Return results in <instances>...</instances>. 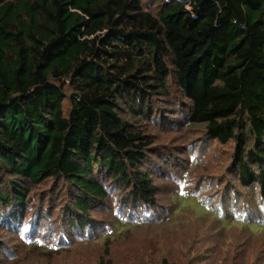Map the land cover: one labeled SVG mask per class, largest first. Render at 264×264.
<instances>
[{"label": "trees", "instance_id": "obj_1", "mask_svg": "<svg viewBox=\"0 0 264 264\" xmlns=\"http://www.w3.org/2000/svg\"><path fill=\"white\" fill-rule=\"evenodd\" d=\"M182 123L228 146V177L264 200V0H0V229L36 192L67 198L82 229L106 181L126 209L154 206L150 134ZM239 200L198 214L256 233Z\"/></svg>", "mask_w": 264, "mask_h": 264}, {"label": "rangeland", "instance_id": "obj_2", "mask_svg": "<svg viewBox=\"0 0 264 264\" xmlns=\"http://www.w3.org/2000/svg\"><path fill=\"white\" fill-rule=\"evenodd\" d=\"M154 128L146 166L156 187L154 206L133 202L126 209L128 190L106 181L113 193L93 207L87 226L72 229L65 220L67 198L42 205L36 192L20 219L11 221L18 225L1 227L0 264H158L162 258L171 264H264V223L253 221L264 222V200L228 177L229 147L206 141L204 132L185 123ZM233 193L242 204L234 218L251 221L256 233L240 224L222 228L212 216L198 214L199 201L211 208L215 198L232 201ZM175 201L185 209L175 213ZM46 207L53 212L43 217ZM121 215L127 222L118 220ZM104 237L115 241L107 245Z\"/></svg>", "mask_w": 264, "mask_h": 264}]
</instances>
